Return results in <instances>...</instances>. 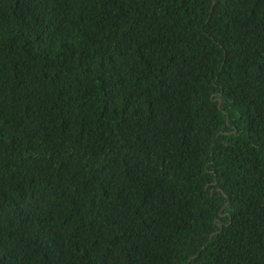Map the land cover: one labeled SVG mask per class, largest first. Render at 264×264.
<instances>
[{
    "label": "trees",
    "instance_id": "1",
    "mask_svg": "<svg viewBox=\"0 0 264 264\" xmlns=\"http://www.w3.org/2000/svg\"><path fill=\"white\" fill-rule=\"evenodd\" d=\"M0 264H264V0H0Z\"/></svg>",
    "mask_w": 264,
    "mask_h": 264
},
{
    "label": "water",
    "instance_id": "2",
    "mask_svg": "<svg viewBox=\"0 0 264 264\" xmlns=\"http://www.w3.org/2000/svg\"><path fill=\"white\" fill-rule=\"evenodd\" d=\"M189 260H187V262H188Z\"/></svg>",
    "mask_w": 264,
    "mask_h": 264
}]
</instances>
